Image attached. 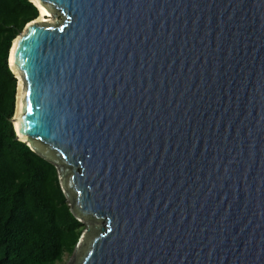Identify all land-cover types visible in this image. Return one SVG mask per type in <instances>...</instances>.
<instances>
[{
    "label": "water",
    "instance_id": "obj_1",
    "mask_svg": "<svg viewBox=\"0 0 264 264\" xmlns=\"http://www.w3.org/2000/svg\"><path fill=\"white\" fill-rule=\"evenodd\" d=\"M29 1L11 122L86 226L75 264H264V0Z\"/></svg>",
    "mask_w": 264,
    "mask_h": 264
},
{
    "label": "trees",
    "instance_id": "obj_2",
    "mask_svg": "<svg viewBox=\"0 0 264 264\" xmlns=\"http://www.w3.org/2000/svg\"><path fill=\"white\" fill-rule=\"evenodd\" d=\"M37 16L29 0H0V264H58L73 252L83 228L55 166L18 141L11 122L18 81L8 53Z\"/></svg>",
    "mask_w": 264,
    "mask_h": 264
},
{
    "label": "bare ground",
    "instance_id": "obj_3",
    "mask_svg": "<svg viewBox=\"0 0 264 264\" xmlns=\"http://www.w3.org/2000/svg\"><path fill=\"white\" fill-rule=\"evenodd\" d=\"M33 2L35 0H32ZM39 7V12H40V16L38 18V21H42L44 20L46 17H49L51 15V13L44 7L38 5ZM18 43H19V39L16 38L13 42V46H12V50H11V53H10V63H11V66L13 67V61H14V56L16 54V51H17V47H18ZM14 69V67H13ZM16 73V72H15ZM16 76L18 77V92H17V95H16V109H15V117H14V121H13V124L16 128V130H18L19 128V124H20V116H21V110H22V90H23V84H22V81L20 79V76L17 75L16 73Z\"/></svg>",
    "mask_w": 264,
    "mask_h": 264
},
{
    "label": "rangeland",
    "instance_id": "obj_4",
    "mask_svg": "<svg viewBox=\"0 0 264 264\" xmlns=\"http://www.w3.org/2000/svg\"><path fill=\"white\" fill-rule=\"evenodd\" d=\"M59 20V19H58ZM43 22H52L53 23V21H54V18H53V16H52V14L49 16V17H46L44 20H42ZM18 84H19V82H18ZM18 84H17V88H16V90H17V92H18ZM16 98V97H15ZM16 101V100H15ZM15 108H16V105H15ZM83 224V223H82ZM85 228H86V226L83 224V228H82V232H81V235H80V238H79V240H78V243H77V245H78V247L76 248V250L74 251V252H72L71 254H67V253H65L64 255H63V257H62V260L58 263V264H75L76 263V261L78 260V258H79V254H80V252H81V250H82V248H80V246H81V242L82 241H80V240H82V234H83V232L85 231ZM86 239V238H85ZM84 240V239H83ZM76 245V246H77ZM80 248V249H79Z\"/></svg>",
    "mask_w": 264,
    "mask_h": 264
}]
</instances>
